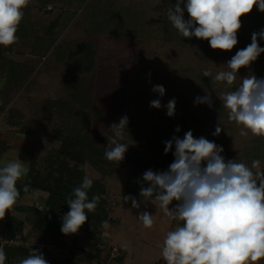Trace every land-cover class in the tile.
I'll return each instance as SVG.
<instances>
[{
	"label": "rangeland",
	"instance_id": "1",
	"mask_svg": "<svg viewBox=\"0 0 264 264\" xmlns=\"http://www.w3.org/2000/svg\"><path fill=\"white\" fill-rule=\"evenodd\" d=\"M175 3V0H87L80 7L70 0L56 5H50L48 0H28L18 26L17 43L8 47L0 45V105L7 102L5 112L1 114L0 131L11 130L18 134L22 129L27 131L20 133L24 139L20 147L30 156L1 147L0 167L21 160L28 168L32 164L33 171L40 174L38 176L45 177L50 164L59 161L56 157L62 146L58 139L60 135L65 133L66 136L73 128L80 130L82 126H86L84 136L104 135L99 146L104 154L98 159L103 162L105 150L114 138L109 128L126 115L129 123L119 140L129 145L125 157L141 152L152 160V146L145 148L144 141L146 143L148 137L151 140L155 136L161 137V141L153 149L165 156L164 142L173 136L182 139L191 130L195 138L203 136L221 146L226 160L235 159L249 167L253 160H259L264 170V141L247 129L248 135L241 136L242 126L229 119V110L222 103V97L235 90L243 77L264 78V53L249 67L241 68L232 85L211 83L218 72L228 70L226 64L235 53L210 58L196 39L189 40L180 35L167 18L168 8ZM109 4H115L131 20L124 29L107 30ZM246 16V22L241 20L243 31L237 35L239 45L235 51L246 48L254 32L264 30V12L258 7ZM50 38L57 39L62 53L54 47L51 51L46 50L44 55L38 54L44 50L40 43ZM263 42L264 39L258 38L259 46L264 48ZM78 46H90L91 53L80 54ZM205 70L212 76L204 77ZM154 85L165 88L163 97L151 91ZM206 94L211 96V107L195 103L197 96ZM154 99L161 100L160 109L150 107V101ZM172 99L176 100L175 115L168 117L164 106ZM66 105L73 108L72 118L67 113L69 110H64ZM213 106L224 109L221 117L216 114L217 107ZM10 109L22 114L18 120L24 127L20 130L13 131L5 122ZM218 122L222 131L219 136H213ZM178 126L180 131L176 132ZM260 144L263 146H257ZM4 151L7 155L12 151L15 156H3ZM86 155L83 163L68 161L65 155L61 161L67 163L69 169L76 170L81 179L88 175L106 184L105 194L99 199L102 216H99L100 220L87 221L86 227L72 234L71 239L66 237L64 245L67 246L62 245V249L55 250L53 255L70 258L80 250L84 256L76 260L89 264L90 258L86 255L90 257L95 253L99 259L97 242L103 241L106 245L101 247L100 263L120 264L118 259H123L122 264H166L161 255L163 242L169 231L182 226L181 221L166 216L158 201L148 202L146 207L142 203L139 209L132 208L131 201L124 203L123 196L127 195L138 201L141 199L138 183L142 181L141 176L136 175L132 180L130 172L119 169L115 173L109 164L101 168L111 175L103 176L87 162L90 153ZM28 176L29 173L17 181V188L27 186ZM130 182L137 186L132 184L129 188ZM19 188L20 196L10 210L9 220L21 212V220L31 222L36 219V212H41L45 223L52 222L51 214L43 210L47 195L41 193L38 198L36 193L23 194ZM175 204L174 201L169 207ZM142 211L154 216L151 228H145L138 219ZM105 212L107 227L102 224ZM6 225L0 220V239L6 232ZM30 228L32 226L28 230ZM39 236L35 232L31 245L39 243ZM74 247L76 250H72ZM92 259L93 264H98ZM256 264H264V258Z\"/></svg>",
	"mask_w": 264,
	"mask_h": 264
},
{
	"label": "clouds",
	"instance_id": "2",
	"mask_svg": "<svg viewBox=\"0 0 264 264\" xmlns=\"http://www.w3.org/2000/svg\"><path fill=\"white\" fill-rule=\"evenodd\" d=\"M27 4L28 0H0V45L8 47L18 39L16 33ZM254 7L264 12V0H176L168 8L167 18L184 38L207 40L214 50L230 51L238 43L241 17ZM185 11L190 17L187 20ZM258 38L264 39V30L254 32L251 43L237 51L226 64L228 70L218 72L211 83L232 85L239 70L249 67L264 53ZM203 76L212 74L205 70ZM151 91L160 97L165 95L162 85H154ZM195 103L211 107L213 102L206 94L197 96ZM222 103L229 110V119L242 126L241 136L248 135L247 129L254 136L264 137V78L243 77L235 90L222 97ZM150 107L160 109L161 100L150 101ZM164 107L166 115L174 117L176 100H169ZM128 123L125 115L110 126L114 138L105 150L108 161L121 162L125 158L129 145L119 140ZM175 131H180L179 126ZM221 131L218 122L212 135L219 136ZM164 144V153L172 152L174 161L167 170L144 172L142 181H138L139 201L131 195L123 196V200L131 201L134 209L142 203L146 207L148 202L158 201L166 216L183 221L182 226L167 233L163 242L161 255L166 264H256L264 258V170L260 161L253 160L249 167L235 159L226 160L221 146L203 136L195 138L191 130L182 139L173 136ZM28 172L26 162L21 160L0 167V220L16 204L20 196L17 181ZM92 185L93 180L85 175L67 199L70 210L62 217L63 234L77 233L88 219L85 210L96 209L100 198H88ZM24 191H28L27 186ZM174 201L175 206L170 208ZM138 219L145 228L153 226L154 216L147 211L140 212ZM102 224L107 227L108 221ZM6 259L4 249L0 248V264H5ZM19 264L48 261L42 251L32 248Z\"/></svg>",
	"mask_w": 264,
	"mask_h": 264
},
{
	"label": "trees",
	"instance_id": "3",
	"mask_svg": "<svg viewBox=\"0 0 264 264\" xmlns=\"http://www.w3.org/2000/svg\"><path fill=\"white\" fill-rule=\"evenodd\" d=\"M61 2H64V0H48V3H50V5H56ZM70 2H73L76 5H80V7H82L86 4L87 0H70ZM109 5L110 12L106 16L107 20L109 21V24L106 25L107 30L114 28L115 30L119 31V29L121 30V28L124 29L125 25L128 26L131 20L124 16L125 14L119 8H117L115 4ZM184 18L185 20L190 18L186 11L184 13ZM246 18V15L242 16L241 20H243V22H246ZM242 31L243 28L241 27L238 30L237 35H239V33ZM191 39H196L198 43H200L203 52L210 58L226 55L229 52L236 54L237 51L235 50L238 49L237 46L239 45L237 43V45L234 46V48L230 51H222L212 49L207 40L203 42L202 39H197L196 37H192L189 40ZM17 40L10 46H14L17 43ZM56 43L57 39L55 38H50L40 43V45L44 47V50L40 52L38 51V54L42 53V55H44L46 50L47 52L51 51L54 47L56 51L62 53L60 45H57ZM262 44H264V42ZM42 46L39 47L40 50H42ZM90 48V46H78V51L82 55H88L89 53H91ZM6 107L7 102H5L4 105H0V121L2 120L1 114L5 112ZM65 107L66 108L64 110H69L67 113L71 115L72 118L74 113L73 108H71L69 105H66ZM62 108L63 106L61 107V109ZM222 112H224V109L217 107L216 114L218 115V117H221L223 115ZM21 115L22 114H20L14 109H10L8 111L5 122L8 124V127L13 131L20 130V127H24L22 124L19 123L20 120H18V118H22ZM140 128L142 129V126H140ZM20 131V133L22 134H26L27 132L23 129ZM85 131L86 126H82L80 130H74L73 128V130L67 133L66 136H64L65 133H63V135H60L61 137H59L58 139H60L62 146L61 149L58 151V155L56 157L59 159V161L56 164H50L47 170L48 173L47 175H45V177L38 176L40 174L35 173V171H33V166L31 164L27 183L28 191H24L25 186L20 187L19 189L23 190V194L33 195L36 192L46 194L47 196L44 199L45 202L43 203V210L51 214L52 219L50 220H52V222L45 223L43 221L45 220V218L42 217L41 212H36V219L31 222H28L27 220L19 221L17 219H12L10 222H8L6 225V232L0 239V248L4 249L7 257L5 264H19V261L21 259L27 258L30 255L32 248L42 251L45 259L48 261V264H78L76 261L75 254H72L70 258L54 256L55 254L53 255L55 250L60 248L62 249V232L61 226H59L58 224L60 216L69 212L70 209L67 205V199L70 195H72L73 189L78 187L83 181V179H81L76 170L69 169L68 164H64L61 161L63 155L66 156V159L68 161H82L81 163H83L84 161H86L83 160L87 156L86 153H90L89 157L87 158L89 159L87 162L90 163L92 167L98 172L102 173L103 176L108 177L109 175H111L109 172H107V170H104L105 168H101L103 165L106 166L107 164H109L114 167V170L112 171H114L115 173L118 172L119 169H125L130 172L129 176H131L132 180H135L134 178L137 177L136 175L141 176L142 179L144 172L149 169L153 170L154 172L167 170L169 165L174 161V156L172 153H169L165 156H162L159 153H155L157 150L155 149L156 151H154L153 148L156 146L158 141H161V137L156 138L155 136L151 140L148 137V139H146V143L144 141L145 148L150 149L148 146L150 144L152 146V151L154 154V158L152 160L146 158L144 153L137 152L131 156H126L121 162L108 161L105 158V155L103 156V162H98L99 157L104 154L103 150L99 148L101 139L104 138V135L102 136L100 133H98L96 137H87L84 136ZM92 138L93 140L90 141ZM260 139L261 142L264 141V137H261ZM104 145H106V140L104 141ZM257 146L263 145L260 144ZM133 182H130L129 188L134 186V184L136 185V183L133 184ZM105 191L106 184H104L100 180H93V185L88 190V198L89 200H91L93 196H98L99 198H101L105 194ZM100 202L101 201L98 202L97 207L94 211L89 212L88 210H85L86 215L88 216L87 221L101 219V217H99L102 216L99 214L102 207ZM106 216L107 212H105L104 217H102V219H104L102 221H106ZM27 224L32 226V228L28 230ZM57 225V229H54V226ZM84 225H82L81 227H86ZM181 225H183V221H181ZM84 230L86 232L87 229ZM35 232L39 233L40 235L38 238L39 243L37 245H31V241L32 238H34L35 236ZM87 233L89 232L87 231ZM97 243V245L99 246L97 249L99 250L96 251L100 254V258L98 259V255L96 256L95 253L93 258L98 264H102L100 263L102 254L101 247L106 244L103 241H99ZM72 250H76V248L74 247L72 248ZM118 263L122 264L123 259H118Z\"/></svg>",
	"mask_w": 264,
	"mask_h": 264
},
{
	"label": "crops",
	"instance_id": "4",
	"mask_svg": "<svg viewBox=\"0 0 264 264\" xmlns=\"http://www.w3.org/2000/svg\"><path fill=\"white\" fill-rule=\"evenodd\" d=\"M23 136L21 135V134H18V133H13V132H11V130H4V131H0V148L1 147H3L6 151H7V148H9V149H11L13 152H18L17 150H19V152L21 153V154H24V155H28V153H26L20 146H21V144H22V142L24 141V139L22 138ZM12 151H10L9 152V155H7V152H5L4 151V153H3V156H4V154L6 155V157H14L15 156V153H13ZM28 156H30V155H28ZM4 158V157H3ZM30 167H31V164L29 165ZM29 167V168H30ZM29 173V172H28ZM19 188V187H18ZM36 196L39 198L40 196H41V192H36ZM14 211H15V209H14ZM25 212V211H24ZM12 212L9 210V212H6V214H5V217L2 219L4 222H5V224H7V222H10L12 219H13V217H14V219H17V220H19V221H21V216H22V213L20 212V213H18V214H16V213H13V214H16V215H12L13 217H12V219H10L9 220V218H11L10 217V214H11ZM65 214H62L61 216H60V220H59V224H60V226H62V217L64 216ZM6 217H8V218H6ZM28 227H30V225L28 226ZM75 236V235H74ZM66 237H69L70 239L72 238V234H69V235H65V234H63V233H61V239H62V245H64V244H66L64 241H65V239H66ZM74 239H75V237H74ZM65 247L67 246V245H64ZM77 251H79L78 253L79 254H77L76 255V259H78L80 256H84V255H81V253L80 252H82V251H80V250H77ZM88 258H90V260H89V264H93V262L91 261V259L93 258V256H92V253L90 254V257H89V255H86ZM93 260V259H92ZM77 261V263L78 264H82V263H80V262H78V260H76ZM96 262V261H95ZM102 264H105V263H103L102 262Z\"/></svg>",
	"mask_w": 264,
	"mask_h": 264
}]
</instances>
